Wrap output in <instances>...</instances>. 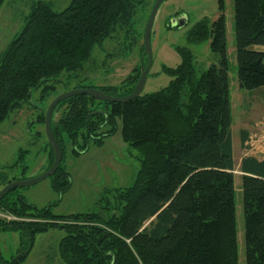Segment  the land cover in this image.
I'll list each match as a JSON object with an SVG mask.
<instances>
[{
	"label": "trees",
	"instance_id": "obj_1",
	"mask_svg": "<svg viewBox=\"0 0 264 264\" xmlns=\"http://www.w3.org/2000/svg\"><path fill=\"white\" fill-rule=\"evenodd\" d=\"M139 3L70 0L61 11L44 0L32 4L20 31L0 51V123L29 103L31 90L53 89L48 82L55 76L82 70L95 45L120 33L135 43L132 20ZM223 3L218 0L217 19H199L185 33L188 44L208 39L219 55L206 70L195 68L190 50L180 47V63L164 68L167 87L123 103L77 95L55 105L64 106L57 128L74 153L102 145L120 121L121 138L137 150L140 167L130 186L105 188L93 210L82 214L57 215L52 203L35 207L18 189L5 194L0 210L16 219H0V233L17 232L19 241L14 255H0V264L24 263L37 234L51 228L64 233L58 247L65 264H238ZM233 9L238 85L257 90L264 87V52L254 49L264 47V0H233ZM130 82L128 76L118 86L97 89L123 97L137 83ZM88 87L96 88H77ZM37 119L44 122V114ZM51 131L62 153L52 120ZM262 156H245L239 166L245 264H264ZM62 160L63 153L49 176L59 197L70 188ZM11 180L0 173V189Z\"/></svg>",
	"mask_w": 264,
	"mask_h": 264
},
{
	"label": "rangeland",
	"instance_id": "obj_2",
	"mask_svg": "<svg viewBox=\"0 0 264 264\" xmlns=\"http://www.w3.org/2000/svg\"><path fill=\"white\" fill-rule=\"evenodd\" d=\"M38 0H4L0 6V51L20 31L31 5ZM51 2L54 10L61 11L70 0H44ZM141 3L136 8L133 17V36L120 33L114 35L93 47L92 54L86 66L82 70L73 73L62 72L55 76L48 85L53 89H33L30 93L29 103L19 111L9 113L8 117L0 123V173L12 181H24L35 179L42 174L50 163L53 162V154L44 131V122L37 119L38 114H44L46 107L55 96L73 90L79 86L120 85L126 77H131L130 85L141 74V69L147 63L144 55L143 32L149 11L154 0H139ZM223 15L226 32V55L228 58V78L230 82V112H231V146L234 150V161L242 154L261 155L258 146L249 144L246 151L238 141V121L240 100L239 91L235 89L237 81L236 43L234 32L233 0H224ZM151 30V58L152 64L146 77V82L141 93H153L167 87L170 75L164 68L176 67L180 61L178 48L187 47L190 50L195 68L200 72L217 62L219 55L210 49L209 40L198 44L186 42V32L199 19L206 18L209 23L220 16L218 0H163L156 11ZM184 15L187 25L184 27H170L171 20L176 15ZM178 17V15H177ZM176 19V18H175ZM136 77L132 83V78ZM136 83V82H135ZM237 98V105L235 100ZM63 105L56 107L51 116L55 136L62 144V164L70 176L69 189L61 196L51 188V180L47 177L35 185L17 188L25 201L35 207H44L47 204H55L51 209L57 215L82 214L90 212L98 196L105 188H127L136 176L140 167L137 160V150L127 146L121 138V122L117 123L115 133L104 139L102 145H91L86 151L74 153L72 142L68 135L58 130V118L63 111ZM44 120V119H43ZM264 123V118L257 123ZM258 124V125H259ZM61 133V134H60ZM232 150V151H233ZM54 160V159H53ZM52 164V163H51ZM14 165V166H12ZM12 168H9L11 167ZM235 186V214L237 226V260L238 264H245L242 191L241 180L236 165L234 166ZM9 182V183H10ZM8 184V183H7ZM4 211L0 210V213ZM64 236L60 229H49L39 233L35 237L33 247L22 264H65L59 253V241ZM19 235L17 232L0 233V255L10 257L18 248Z\"/></svg>",
	"mask_w": 264,
	"mask_h": 264
},
{
	"label": "water",
	"instance_id": "obj_3",
	"mask_svg": "<svg viewBox=\"0 0 264 264\" xmlns=\"http://www.w3.org/2000/svg\"><path fill=\"white\" fill-rule=\"evenodd\" d=\"M162 2L163 0H154L153 5L149 11L150 14L146 21V26L143 32V47H144L143 52H144L145 57L147 58V63L144 66V68L141 69L142 70L141 74L138 80L136 81L137 83L134 86V89L131 92V94L123 96V97H118V96L106 94L100 89L98 90L96 88L88 87V88H77V89L65 91V93L55 96L54 99L51 100L50 103L47 105L46 107L47 109L44 115V131L46 134L47 142H49L51 151L54 154V160L51 166L48 169H46V171H44L42 174L36 176L35 179H28L24 181H12L11 183L4 185L0 189V200L5 194L13 191L14 189L32 186V185H35V183L45 180L50 175L54 174L55 171L57 170L59 163L62 159V153H61L59 144L55 140L53 136V132L51 131V115L57 103L65 101L67 98L77 96V95H84L87 97L89 96L95 100L104 101L110 104L111 103H123V102L134 100V98L142 94L141 92L144 88V85L146 82L145 80L149 73L150 66L152 64L151 47H150L151 35L150 34H151L152 26H153V20L157 13L156 12L157 9L159 8ZM171 23H172L171 27H177V26L184 27L187 25L186 18L184 15H180L176 17V19L173 18L171 20Z\"/></svg>",
	"mask_w": 264,
	"mask_h": 264
},
{
	"label": "crops",
	"instance_id": "obj_4",
	"mask_svg": "<svg viewBox=\"0 0 264 264\" xmlns=\"http://www.w3.org/2000/svg\"><path fill=\"white\" fill-rule=\"evenodd\" d=\"M254 49L264 52V47L257 46ZM234 85H235V89L237 88V92L238 91L240 92L239 96L237 97L240 100V106H239L240 109H239V116H238V121L240 124V126H238L239 144L240 146H243L244 149L246 147L248 148V146H250L249 144H254L255 146H258L257 150L260 149L259 153L261 155L259 156L255 154L254 155L251 154V155L255 156L258 159H262L263 157L262 155L264 153V123L261 122L259 124L257 123V121L264 118V87H260L257 90L247 91L239 87L238 79ZM229 86H230V82H229ZM229 97H230V93H229ZM237 98L234 99L236 105H237ZM230 135H231V131H230ZM232 152H234V150ZM248 155L249 154L245 152L244 154L241 155L240 158H238V160L234 161V158H233L234 166L236 165L238 170H239V166H240V162L242 158ZM232 156H233V153H232ZM0 249L2 248L0 247Z\"/></svg>",
	"mask_w": 264,
	"mask_h": 264
},
{
	"label": "built area",
	"instance_id": "obj_5",
	"mask_svg": "<svg viewBox=\"0 0 264 264\" xmlns=\"http://www.w3.org/2000/svg\"><path fill=\"white\" fill-rule=\"evenodd\" d=\"M1 217H2L3 219L7 220V221H9V220H14V219H15V216L13 217V216L10 215L9 213H4V214L1 215ZM2 218H1V219H2Z\"/></svg>",
	"mask_w": 264,
	"mask_h": 264
},
{
	"label": "bare ground",
	"instance_id": "obj_6",
	"mask_svg": "<svg viewBox=\"0 0 264 264\" xmlns=\"http://www.w3.org/2000/svg\"><path fill=\"white\" fill-rule=\"evenodd\" d=\"M14 181H15V180H14ZM10 183H11V182H10ZM8 184H9V183H8ZM4 213H6V212H2V213H0V219L2 218L1 215L4 214ZM15 219H16V217H15Z\"/></svg>",
	"mask_w": 264,
	"mask_h": 264
},
{
	"label": "flooded vegetation",
	"instance_id": "obj_7",
	"mask_svg": "<svg viewBox=\"0 0 264 264\" xmlns=\"http://www.w3.org/2000/svg\"><path fill=\"white\" fill-rule=\"evenodd\" d=\"M177 15L180 16L179 14H177ZM177 15H176V17H177ZM176 17H175V18H176ZM175 18H174V19H175ZM170 27H171V26H170Z\"/></svg>",
	"mask_w": 264,
	"mask_h": 264
}]
</instances>
